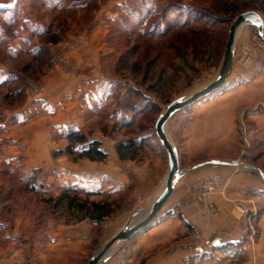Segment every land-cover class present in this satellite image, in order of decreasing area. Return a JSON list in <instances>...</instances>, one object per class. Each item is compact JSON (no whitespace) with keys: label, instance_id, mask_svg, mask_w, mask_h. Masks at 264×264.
<instances>
[{"label":"rangeland","instance_id":"obj_1","mask_svg":"<svg viewBox=\"0 0 264 264\" xmlns=\"http://www.w3.org/2000/svg\"><path fill=\"white\" fill-rule=\"evenodd\" d=\"M9 1L11 0H0V5ZM59 1L62 5L57 11H53L42 6L41 0H21L18 18L11 23L6 22V14L0 13V82L7 78L9 70H19L22 64L31 59V56L26 55L13 58L8 53V48L19 50L22 47L28 50L40 41L36 34H31V28L26 26L24 21H30L31 25L39 23L51 27V31L59 30L62 35L60 42L47 45L49 61L44 58L42 65H34L35 76L24 79L23 95L16 98L10 95L6 98L5 95L15 85L4 88L0 86V264H11L9 257L2 261V255L9 251V247L19 253L13 259L22 261L20 264H87L95 252L128 221L145 211L159 192L164 182L163 171L160 174V182L154 183L155 187L145 182L140 183L134 175L135 172L153 168L157 154L161 155L164 168L167 165L165 149L155 135V120L170 101L188 95L217 76L229 26L233 18L242 11L231 14L232 18L228 22L218 23L215 27L208 25L204 20L206 18L200 16L197 18L200 20L198 23L190 22L188 26V29H196L195 34H190L188 30L180 32L172 28L164 33L162 39H157L150 36V29H153L156 35L170 24L176 23L179 27L189 9L194 14L203 10L213 15H221L225 9L234 8L236 3L241 7L240 3L245 1L255 2L252 7L264 22V0ZM164 8L168 9V14L163 16ZM243 27L236 34L232 67L226 81L186 108L189 109L187 113H198L199 110L206 114L208 108L237 104L235 109L238 116L235 126L238 144L236 153L231 156L236 158L242 154V158L247 162L260 158L258 165H262L261 168L264 169V160L261 159L264 142L260 141L257 145L259 138L256 136V131H259V135L264 137V41L257 35L255 27ZM24 39L29 41L28 45L23 42ZM69 41L82 44L89 52L88 56H92L89 61L93 64L82 63L80 68H75L74 55H69L66 51ZM193 43L200 49L198 53L193 52ZM132 48L133 53L126 59L127 51ZM151 60L153 63L150 67ZM56 66L66 72L68 79L82 75L86 77L94 67L98 69V74L104 77L105 84L96 90L98 93L102 92L99 101L93 107H89L87 101V106L73 117L79 127L76 129L83 133L87 140H102L105 147L113 150L115 155V146L120 142H135L145 136L150 144L149 147L135 143L136 148L131 150L133 154L128 153L129 156L134 155L130 160H135V164L124 163L120 165V169L129 172L125 183L130 185L116 192L119 194L114 193L106 198L102 196L109 201H117L119 206L109 217L96 224L88 218L82 219L88 220L82 222L81 213L76 208L69 210L65 201L58 207L52 206L53 200L64 188H80L75 194L73 192L79 200L85 198V190L96 191L90 190L95 185L86 187V183L82 184L83 181L80 180V174L85 171H90L95 176V163L83 161L88 159L77 158V154L73 152L54 155L56 150L64 149L68 144L60 133V130L65 128L50 129L49 156L34 166L29 159L31 151L27 144L20 147L19 144H12L11 138L5 137L7 130L11 128L10 125L16 123L14 112L43 89V78ZM148 101L153 103V107H149ZM138 109L142 111L133 115ZM185 113L177 112L166 126L169 140L179 149L183 125L186 124L185 116L181 115ZM178 114L179 117L176 116ZM129 122L131 124H127ZM244 127L246 133L243 135L241 130ZM13 130L20 133L16 128ZM228 156L229 154L201 153L188 165H199L203 161H210V158ZM106 161L104 165L111 166V163L108 165ZM182 166L187 168L183 163L181 168H184ZM35 168L39 169L45 188L32 192L27 190L22 176ZM211 193L203 195V190L198 184L194 198L199 203L200 213L217 218L218 208L209 201ZM95 199L101 198L89 196V201ZM204 207L214 209L205 212ZM232 207L238 215L236 217L234 213L235 221L232 226L242 231L243 244L256 241L260 235L257 219L262 207L255 206L251 210L240 204ZM163 216L159 211L151 224L161 220ZM148 228L149 226L144 227L122 242L109 258L100 264H155L159 262L155 257L163 254L164 249L170 246L178 247L179 242L193 241L206 243L209 252H201L182 261L169 258L166 264H202L204 261L211 264L257 262L252 257H247L242 246L226 251H222L219 246H212L215 236L222 237L224 234L213 233L207 237L206 242V238H202L201 234L188 226L184 233L150 249L152 240L143 237ZM85 233L87 239H84ZM71 236L77 237L74 243L69 242ZM161 250L163 252H159ZM165 256L168 255L163 254L161 257ZM14 262L12 264H19Z\"/></svg>","mask_w":264,"mask_h":264},{"label":"crops","instance_id":"obj_2","mask_svg":"<svg viewBox=\"0 0 264 264\" xmlns=\"http://www.w3.org/2000/svg\"><path fill=\"white\" fill-rule=\"evenodd\" d=\"M245 26L252 25L248 24ZM241 29L242 27L239 28V32ZM69 43L68 47H66L68 49L65 50L69 55H74L77 66L75 68H80L82 63L83 65L93 64V62L89 61L92 56H88L89 52L84 49L82 44L76 41H69ZM97 71L98 69L94 67L86 77L82 75L68 79L66 72L56 66L43 78V89L38 91L33 98H29L22 108L14 112L16 123L10 125L11 128L9 127L5 137L11 138L12 144H19L20 147H24V144H27L29 151H31L29 152V159L32 166L48 158L51 142L49 132L51 128L72 126L79 129L73 117L80 112V109L83 110L87 106L85 104L87 101H89V107H93L99 101L102 92L98 93L96 90L105 84V80ZM236 105L226 104L223 107L208 108L206 114H204V111L199 110L198 113H194V111L187 113L189 111L188 108L177 111L186 112L181 115L185 116L186 121L181 134V148L179 149L178 146H175L180 168L182 163L187 166L201 153L203 155L221 153L224 155L229 154V156L209 159L221 161L219 163H206L203 161L204 164L202 165L190 164L187 166V168H193L175 183L171 194L163 205V209L161 208L162 211L160 210L161 215L164 216L161 217V220L149 225L147 232L143 236L150 241L152 240L153 244L150 249L159 247L179 234L184 233L188 229L187 226L194 232L201 234L202 238H206V242L208 241L207 237L213 233L224 234L222 237L215 236L212 246L241 241L244 236L241 233L242 231L232 226L233 221H235L234 213L238 217L232 205L240 204L244 208H250V210L254 209L255 206H261L262 211L259 212L257 219L260 235L256 241L245 242L241 246L248 258L252 257V259L257 261L255 264H264V179L261 176V173L264 176V169L261 168L262 165H258L260 158H256L255 161L251 159L250 162H247L245 158H242V154L236 158L231 156V154L234 155L236 153L238 144L235 126L238 116L235 109ZM176 116L179 117L180 114ZM13 128L18 129L20 133L16 132L17 130H13ZM22 128L24 129L20 131ZM258 132L256 131V136L259 138L257 145L260 144V141L264 142L263 135L260 136ZM241 133L243 135L246 133L245 127L241 130ZM100 142V148L107 153V158L105 159L107 161L105 163H108V165L111 163V166L106 167L104 165L105 160L100 162L83 160L95 163L96 174L93 176L90 171L81 173L80 180L83 181L82 184L86 183V187L95 185L90 190L101 192L116 193L126 189L130 185V183H125L129 172L121 170L120 165L128 162L135 164V160H120L115 153L113 154V150L110 151L109 148L105 147L102 140ZM160 156L158 154L155 156L153 168L134 173L140 183L145 182V184L155 187L154 183L156 181L157 183L160 182L162 171L165 177L168 170V162L164 168ZM261 159L264 160V153ZM239 162L253 165L256 170L234 164ZM148 163L149 161L146 162V164ZM182 167L184 168L181 169H185V166ZM201 181H211L214 184V192L210 194L209 201L213 202L218 208L219 216L217 218L200 213L199 203L194 197L196 196L197 185ZM93 223L96 224V222ZM84 237V239H87L86 233ZM76 239L77 237L73 238L71 236L69 242H73ZM179 244L178 247L170 246L164 249L165 252L159 251L171 257L165 256L162 258L163 254L160 253L155 257V259L159 260L155 264H166L169 258H176L182 261V259L187 257L199 255L201 252H209L206 243L193 241L192 243L179 242ZM14 250L13 247H9V251L2 255L4 257L2 261L7 260L9 257L11 264L13 261L19 264L22 263L20 260L13 259L15 255H19ZM204 262L202 264H211Z\"/></svg>","mask_w":264,"mask_h":264},{"label":"trees","instance_id":"obj_3","mask_svg":"<svg viewBox=\"0 0 264 264\" xmlns=\"http://www.w3.org/2000/svg\"><path fill=\"white\" fill-rule=\"evenodd\" d=\"M20 1L21 0H17V2L8 9L0 10L1 14H6L5 20L7 23H11L18 18ZM145 1L146 0H141V2H145ZM254 3H255L254 1H250V2L245 1L243 3H240V5H242L241 7L238 6L236 3L234 4L235 5L234 8L225 9L224 12L221 13V15H218V14L213 15L203 10L196 11L194 14L192 13V10L189 9L184 17V20L179 25V27L177 26L176 23L170 24L168 27L166 26L164 29H161L160 32L156 35L154 34L155 32L153 33L154 30L150 29V36L152 38L162 39L164 33L170 31L172 28L180 30V32L183 30H186V31L188 30L190 34H195L196 29L192 27L188 29V26L190 25V22L198 23L200 20L197 18H199L200 16L202 18L203 17L206 18L204 20L206 23H208V25H211V26L213 25V27H215L216 24L218 23L228 22L232 18L231 14L233 15L234 13H239L240 11L243 12L247 10L256 11L255 8L252 7L254 6ZM41 5L53 11H57L59 7L62 5V3L59 0H41ZM151 11H152V7H150L149 9V12ZM166 14H168V9L164 8L163 16ZM23 23L26 24V26L31 28V34L32 35L36 34V36L39 37L40 41L28 50L22 47L19 50H13L11 48H8L7 51L9 54H11L13 58H18L20 55H26V56H31V59L30 61L22 64L19 70L17 69L9 70V74L7 78L3 79L0 82V86L3 88L15 85V87H13V89L5 95L6 98H8L10 95L16 98L24 94V89H25L24 79L29 76L34 77L35 76L34 67L37 66V64H38V67H39V64L42 65L44 58L48 59V61L50 59L47 45L56 44L60 42L62 38L61 32L59 30L51 31L50 30L51 27L41 25L39 23L35 25H31L30 21H24ZM23 42L27 45L29 44V41L26 39H24ZM192 49H193V52L195 53H198L200 50V49L199 50L197 49L196 45H194ZM132 53H133V48L127 51L128 57H126V59L130 58ZM152 63L153 62L151 60L150 67L152 66ZM148 105L149 107H153V103L151 102L148 103ZM137 111L140 112L142 111V109L135 110L133 112V115H135ZM127 124H131V123L129 122ZM60 133L62 137L66 139L68 144L64 149L56 150V152H54V155L55 154L57 155L63 152L64 153L67 152L68 154L73 152L77 154V158H85L90 161H98V162L104 161L107 158V153L100 148V144H101L100 141L94 140V139L87 140L86 136L83 133H81L78 129L74 127H67L65 129H61ZM146 140L147 139L145 138V136L144 137L142 136L135 142L134 141H128V142L124 141V142L118 143L115 146V151H116L118 158L120 160L133 158L134 155L129 156L128 153L133 154V151L131 150L135 149L137 145L139 146L143 144V146L149 145L150 147V144ZM135 143H137V145H135ZM77 145H79V147H77ZM39 172H40L39 169L35 168L30 173L22 176L23 177L22 179H24L26 182L27 190L36 192L38 190H42L43 188H45V185L43 184L42 179H41L43 177L40 176ZM79 190L81 189L80 188L78 189L73 186L64 188L63 191H61V193L53 200V205H52L53 208L58 207L60 204H62V202L65 201L69 210L76 208V210L81 213L80 220L84 218H88V220H91L92 222L97 223L109 217L114 212V210L118 208L117 206H119L117 201L112 202V201L105 199L107 196H110L114 193H104L101 191L85 190V194H86L85 198L83 200H79L76 198V195H74L75 192H78ZM115 194H119V193H115ZM89 196H96L101 199H95V200L89 201ZM102 196L105 198H102ZM48 200L50 199H47V201ZM241 244H243V242L238 241L234 243H225V244H221L217 246H219L220 249H222V251H226V250L236 249L237 247H240Z\"/></svg>","mask_w":264,"mask_h":264},{"label":"water","instance_id":"obj_4","mask_svg":"<svg viewBox=\"0 0 264 264\" xmlns=\"http://www.w3.org/2000/svg\"><path fill=\"white\" fill-rule=\"evenodd\" d=\"M17 0H11L9 3L0 5V10H5L13 6ZM252 25L257 30V35L264 41V22L261 15L254 10H247L238 14L233 18L229 26L227 39L224 47L223 58L218 70V74L210 82L199 87L186 96L176 98L170 101L166 108L157 116L154 123L155 135L159 143L165 149L168 162V170L164 177V182L157 195L149 203L148 208L138 215L135 219L128 221L118 232H116L103 246H101L95 254L88 260L87 264H100L106 261L112 252L125 240L130 239L146 226H149L157 216L166 199L171 194L175 183L184 174L189 172L193 167L181 169L179 166L178 153L176 147L171 143L167 136L166 126L168 120L177 111L186 108V106L194 103L198 99L210 94L213 90L220 87L227 79L234 55V42L237 29L240 26ZM210 163H219L218 160L207 161ZM206 162V163H207ZM204 163H200L202 165ZM235 165L244 166L253 170L256 167L244 162L234 163ZM264 179L263 174L261 173Z\"/></svg>","mask_w":264,"mask_h":264},{"label":"built area","instance_id":"obj_5","mask_svg":"<svg viewBox=\"0 0 264 264\" xmlns=\"http://www.w3.org/2000/svg\"><path fill=\"white\" fill-rule=\"evenodd\" d=\"M199 187H200V189L203 190V195L206 193H211L214 191V184L211 181H201L199 183ZM200 199H202V198H200ZM213 209L214 208H212V207L210 209H208L207 207H204L205 212H208L209 210H213Z\"/></svg>","mask_w":264,"mask_h":264},{"label":"bare ground","instance_id":"obj_6","mask_svg":"<svg viewBox=\"0 0 264 264\" xmlns=\"http://www.w3.org/2000/svg\"><path fill=\"white\" fill-rule=\"evenodd\" d=\"M240 27H243V26H240ZM240 27H239V28H240ZM239 28L237 29V32L239 31ZM237 32H236V34H237Z\"/></svg>","mask_w":264,"mask_h":264}]
</instances>
